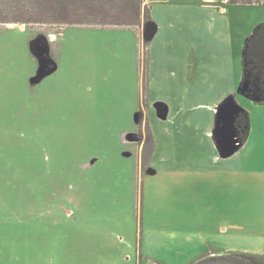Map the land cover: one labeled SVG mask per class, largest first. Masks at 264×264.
Here are the masks:
<instances>
[{
    "label": "rangeland",
    "instance_id": "1",
    "mask_svg": "<svg viewBox=\"0 0 264 264\" xmlns=\"http://www.w3.org/2000/svg\"><path fill=\"white\" fill-rule=\"evenodd\" d=\"M26 2L0 0V19L26 17L10 6ZM235 4L231 73L211 86L216 96L232 80L240 89L244 38L264 23V0ZM26 13L39 14L32 5ZM145 28L0 22V264L264 257V103L239 95L251 134L228 167L197 180L171 173L159 112L166 85L153 80L151 103ZM202 99L186 106L203 103L201 138L210 141L216 100ZM205 147L194 156L215 155Z\"/></svg>",
    "mask_w": 264,
    "mask_h": 264
},
{
    "label": "crops",
    "instance_id": "2",
    "mask_svg": "<svg viewBox=\"0 0 264 264\" xmlns=\"http://www.w3.org/2000/svg\"><path fill=\"white\" fill-rule=\"evenodd\" d=\"M238 1L241 0L228 2L227 0H145L155 25L154 36L147 45L148 95L151 102L150 86L154 79H162L166 85L165 104L161 103L166 108V113L164 120H160L166 131L165 139L163 138L166 149L164 164L165 169L170 170L171 173L180 170L182 174L185 172L184 175L188 176V172H192L193 180L199 179L203 174L215 175L216 168L217 172H220L229 166V163H225L227 159L243 148L250 137L249 128L245 142L232 155L222 156L218 149L216 152L214 150V146L215 149L217 148L214 130L218 107L229 99L239 105V95H244L240 89L236 90L234 80H232V88L228 86L226 92L217 96L214 92L216 88L219 89L216 87L218 84L226 83L225 78L222 77L224 70L227 69V72L231 73L230 61L233 52L232 28L229 20L233 9L227 5L235 6ZM250 33H247L245 38ZM229 80L231 83V78ZM171 83L180 85L174 88ZM214 84L216 86L211 88ZM208 95H214L216 101L210 112L211 125L207 128L210 141H205L201 138L205 130L203 111L200 109L203 103L198 102L200 103L198 108L199 105L186 106V101L201 100ZM178 97L184 99L182 107H178L175 100ZM153 125L154 123L151 122V127ZM155 140L158 150L156 135ZM206 142L215 155L208 158L194 156L198 149L206 148ZM181 153L185 154V157L191 153L193 156L190 162L187 157L175 158L181 156ZM157 157L159 156L152 158L154 162Z\"/></svg>",
    "mask_w": 264,
    "mask_h": 264
},
{
    "label": "trees",
    "instance_id": "3",
    "mask_svg": "<svg viewBox=\"0 0 264 264\" xmlns=\"http://www.w3.org/2000/svg\"><path fill=\"white\" fill-rule=\"evenodd\" d=\"M33 2L30 0L22 4H11L13 10H19V13L26 17L12 20L2 17L0 22L123 27L150 24L155 27L145 0H39L35 1V5ZM31 5L39 12L34 14V17H28L26 13ZM146 42L147 45L148 41ZM240 92L256 104L264 103V23L258 24L244 40ZM239 109L236 118L237 138L243 144L249 133L250 119L248 111L242 107ZM192 264H264V257L246 252L212 254Z\"/></svg>",
    "mask_w": 264,
    "mask_h": 264
},
{
    "label": "water",
    "instance_id": "4",
    "mask_svg": "<svg viewBox=\"0 0 264 264\" xmlns=\"http://www.w3.org/2000/svg\"><path fill=\"white\" fill-rule=\"evenodd\" d=\"M146 27L144 38L146 41H150L154 36L155 27H152L150 24H146ZM52 70L49 72H52ZM45 74H48V72L45 71ZM239 108V105L236 104L234 100L229 99L223 102L217 109L214 139L216 147L222 156L232 155L242 145L237 138L238 133L236 128V118L240 111ZM160 111V114H162V117L164 118L166 108L163 107L161 103L159 112Z\"/></svg>",
    "mask_w": 264,
    "mask_h": 264
}]
</instances>
